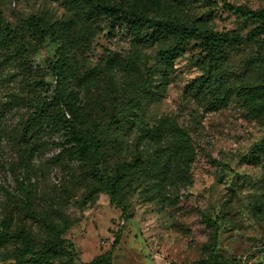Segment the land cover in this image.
<instances>
[{"label":"rangeland","instance_id":"374dc122","mask_svg":"<svg viewBox=\"0 0 264 264\" xmlns=\"http://www.w3.org/2000/svg\"><path fill=\"white\" fill-rule=\"evenodd\" d=\"M159 1L162 6L180 9L186 20H201L204 27L243 37V44L226 54V85L250 84L257 79V67L264 64V50L258 42L264 36L249 39V34L259 24L235 19L221 6L226 2L257 11L264 10V0H214L217 7L206 22L205 8L198 6L191 12L184 10L183 0ZM0 11L12 26L30 16L52 22H64L70 16L63 0H0ZM128 49V43L115 36L88 49L74 48L69 55L70 86L89 88L79 99H86L88 117L100 130L110 121V108L129 101L144 80L141 67L107 68L108 55L124 60ZM155 52V48L144 50L148 66ZM24 56L20 66L15 51L7 54L0 49V212L21 172V165L11 171L18 155L10 131L24 114L25 105L12 102L29 95L26 85H35L32 76L55 83L48 71L49 59L56 56L55 45L35 46L33 51L27 47ZM197 58V50L190 45L165 77L153 74L148 97L140 99L130 119H121L120 131H111L122 144L116 153L109 152L106 172L111 178L118 163L132 162L138 139L140 147L149 142L155 143L154 148L167 147L164 122L185 129L191 139L192 156L185 158L190 159L188 184L177 182L181 174L172 175L170 170L168 180L174 185L156 186L155 177L145 178L142 184L132 180L116 188V204H111L91 176L92 166L82 161L75 166L67 156L52 161L57 149L53 151L45 138L38 137L25 149V157L30 156L26 176L31 178L24 185V200L15 199L17 207L10 204L11 210L18 212L9 219V232L24 229L43 245L48 242L50 226H58L72 250L64 245L54 255H41L45 264L89 263L106 253L111 264H194L206 260L209 264H264V151L259 147L264 139V113L252 119L234 97L217 110L193 99L189 85L202 75ZM145 128L149 129L148 139L142 137ZM54 141L61 140L54 137ZM53 171L61 180L59 187L52 183ZM204 218L217 220L216 226L208 225ZM18 243L16 238L0 241V264L12 261Z\"/></svg>","mask_w":264,"mask_h":264},{"label":"trees","instance_id":"16d2710c","mask_svg":"<svg viewBox=\"0 0 264 264\" xmlns=\"http://www.w3.org/2000/svg\"><path fill=\"white\" fill-rule=\"evenodd\" d=\"M183 1L184 10L192 12L198 6L205 8L207 12L204 14V22L210 19V12L217 7L214 0ZM63 6L70 13L64 22H52L42 16H30L22 19L16 26L6 22L0 11V49H4L7 54L15 51L16 61L20 66H23L26 59L25 56L22 58V55L27 47L28 51H33L35 46H56L55 59L48 61V71L55 83L48 84L42 78L36 80L32 76L30 80L35 85H26L30 87L29 95L25 99L14 98L12 102L15 106L23 102L25 105L24 114L10 131L18 155V162L11 165V171L21 165V172L14 178L13 194H6L1 207L0 241L16 238L20 247L17 248L12 261L5 264H45L41 255H54L64 245L72 250L71 243L62 238V231L56 225L50 226L48 242L43 245L38 244L24 229L17 233L9 232V219L18 212L11 210L10 204L17 207L15 202L24 200V185L29 184L31 178L26 176L30 156L25 157V149L38 137L41 140L45 138L47 146H53V151L57 149V153L51 158L52 161H59L67 156L75 166H80L81 161L92 166L91 176L103 188L111 204H116V188L126 186L132 180L142 184L145 178L151 180L155 177L156 186L167 187L174 185L168 180L172 170V175L177 172L181 174L176 179L177 182H182L183 185L190 182L186 173L189 171L190 159L185 158L192 156L191 139L185 129L164 122L162 125L168 128L165 138L167 147L154 148L155 143L150 142L140 147L141 139H138L132 162L118 163L111 178L106 174L109 152L116 153L120 149L117 147L122 144L118 135L112 134L111 131H120L121 119H130L129 114L137 109L140 99L148 97L153 74L159 73L161 77H165L173 68L174 62L190 45L197 50L196 63L202 70V75L189 85L193 99L202 102L208 109L217 110L226 106L234 97L248 110L252 119L257 120L264 113V64L261 63L262 65L257 67V79L252 83L249 84V81L239 86L226 85L227 71L223 64L227 52L243 44L244 39L240 35L204 27L201 20H186L179 12L180 9L176 11L171 6H162L159 0H63ZM221 8L235 19L259 24L250 32L249 39L264 36V10L253 11L226 2L222 3ZM115 36L126 41L129 49L123 57L124 60L118 56L109 58L108 55L105 61L107 68L114 69L117 66L119 70H127L141 67L144 70V80L129 101L121 107L110 108V121L105 130H100L99 125L88 117L86 99L84 102L79 99L80 94L85 97L84 89L89 88L79 84L76 87L70 86L69 55L74 48L88 49L100 41L109 42ZM258 44L264 50V40ZM149 48L156 49L151 66H148L144 54V50ZM37 86L40 88L38 90L43 92H38ZM96 102L100 103V100ZM147 130L149 129L145 128L142 137L148 139ZM54 137H59L61 141L55 142ZM259 147L264 151V139L260 141ZM53 179L57 183H54ZM51 180L55 186H60L61 180L55 171L51 174ZM32 215L36 216L34 213ZM204 219L208 225L217 224V220ZM210 262L206 260L194 264ZM79 264L111 262L109 253H106L89 263Z\"/></svg>","mask_w":264,"mask_h":264},{"label":"built area","instance_id":"2783aa9c","mask_svg":"<svg viewBox=\"0 0 264 264\" xmlns=\"http://www.w3.org/2000/svg\"><path fill=\"white\" fill-rule=\"evenodd\" d=\"M54 183H57V181L55 179H53Z\"/></svg>","mask_w":264,"mask_h":264}]
</instances>
